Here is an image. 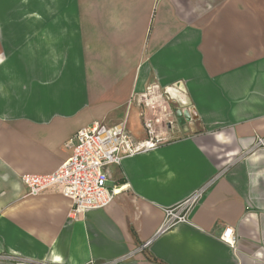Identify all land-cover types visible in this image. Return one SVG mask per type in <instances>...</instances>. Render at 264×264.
<instances>
[{
  "label": "crops",
  "instance_id": "obj_1",
  "mask_svg": "<svg viewBox=\"0 0 264 264\" xmlns=\"http://www.w3.org/2000/svg\"><path fill=\"white\" fill-rule=\"evenodd\" d=\"M155 1L0 10V255L264 264V147H254L264 137V0ZM152 82L188 115L168 143L109 166L119 190L108 206L74 213L55 187L27 194L20 176L55 170L82 126L125 121L143 138L129 98ZM211 179L189 221L158 232L164 208Z\"/></svg>",
  "mask_w": 264,
  "mask_h": 264
},
{
  "label": "built area",
  "instance_id": "obj_2",
  "mask_svg": "<svg viewBox=\"0 0 264 264\" xmlns=\"http://www.w3.org/2000/svg\"><path fill=\"white\" fill-rule=\"evenodd\" d=\"M170 98L157 83H149L145 89L132 93L129 103L141 108L145 136L135 138L125 121L106 125L92 122L76 130L71 154L48 174H22L20 181L28 195H38L49 188H57L71 202L74 213L108 206L117 194L116 187L108 185V168L119 165L123 158L153 149L172 140L174 112ZM256 148L264 147V137H257ZM215 179V178H214ZM214 179L200 186L177 204L164 208V218L158 232L189 221L192 208L200 201ZM221 240L235 247L231 227L223 228ZM149 240L140 248H145ZM113 263V262H111ZM85 264H107L89 260Z\"/></svg>",
  "mask_w": 264,
  "mask_h": 264
},
{
  "label": "rangeland",
  "instance_id": "obj_3",
  "mask_svg": "<svg viewBox=\"0 0 264 264\" xmlns=\"http://www.w3.org/2000/svg\"><path fill=\"white\" fill-rule=\"evenodd\" d=\"M222 1V0H218ZM158 0L155 1L157 4ZM46 0H0V10H22V11H35L37 9L44 10L46 8ZM219 9H223V5L218 6ZM1 264H36L30 260H25L22 257L10 256V255H0Z\"/></svg>",
  "mask_w": 264,
  "mask_h": 264
},
{
  "label": "water",
  "instance_id": "obj_4",
  "mask_svg": "<svg viewBox=\"0 0 264 264\" xmlns=\"http://www.w3.org/2000/svg\"><path fill=\"white\" fill-rule=\"evenodd\" d=\"M183 107H179L177 109H175V112H174V122H173V125H176L177 124V119L176 118H180V117H186L188 115V112L187 111H184L182 110Z\"/></svg>",
  "mask_w": 264,
  "mask_h": 264
},
{
  "label": "bare ground",
  "instance_id": "obj_5",
  "mask_svg": "<svg viewBox=\"0 0 264 264\" xmlns=\"http://www.w3.org/2000/svg\"><path fill=\"white\" fill-rule=\"evenodd\" d=\"M119 190V189H118Z\"/></svg>",
  "mask_w": 264,
  "mask_h": 264
}]
</instances>
